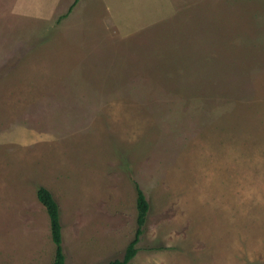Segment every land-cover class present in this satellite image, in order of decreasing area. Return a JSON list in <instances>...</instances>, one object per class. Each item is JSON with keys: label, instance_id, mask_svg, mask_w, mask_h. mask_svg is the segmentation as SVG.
<instances>
[{"label": "rangeland", "instance_id": "obj_1", "mask_svg": "<svg viewBox=\"0 0 264 264\" xmlns=\"http://www.w3.org/2000/svg\"><path fill=\"white\" fill-rule=\"evenodd\" d=\"M74 1L0 0V264H53L40 186L122 258L137 184L128 264H264V0Z\"/></svg>", "mask_w": 264, "mask_h": 264}, {"label": "trees", "instance_id": "obj_2", "mask_svg": "<svg viewBox=\"0 0 264 264\" xmlns=\"http://www.w3.org/2000/svg\"><path fill=\"white\" fill-rule=\"evenodd\" d=\"M78 2V0L74 1V4ZM72 6L69 8L70 12L72 10ZM68 14V13H67ZM137 229L135 232L134 238L128 243L125 253L122 258H115L109 260L105 264H128L130 260L138 252L137 244L141 239V235L144 232V226L147 221L148 212L150 209V204L147 200V197L143 191V189L137 184ZM37 196L39 200L44 204L47 209L49 219H50V228H51V236L55 245V254L53 259V264H68L66 259V254L63 249V235H62V225L60 220V209L59 205L54 198L50 189L46 186H40L37 190Z\"/></svg>", "mask_w": 264, "mask_h": 264}]
</instances>
